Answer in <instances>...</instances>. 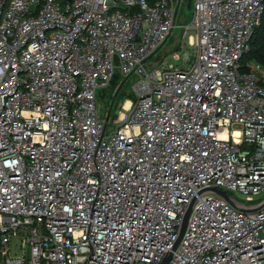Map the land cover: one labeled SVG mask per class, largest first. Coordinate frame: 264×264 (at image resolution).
<instances>
[{
    "label": "built area",
    "instance_id": "2783aa9c",
    "mask_svg": "<svg viewBox=\"0 0 264 264\" xmlns=\"http://www.w3.org/2000/svg\"><path fill=\"white\" fill-rule=\"evenodd\" d=\"M181 1L0 0V264H264V0H194V56L149 71Z\"/></svg>",
    "mask_w": 264,
    "mask_h": 264
},
{
    "label": "rangeland",
    "instance_id": "374dc122",
    "mask_svg": "<svg viewBox=\"0 0 264 264\" xmlns=\"http://www.w3.org/2000/svg\"><path fill=\"white\" fill-rule=\"evenodd\" d=\"M193 12L194 0H182L180 2L176 26L164 46L148 60L146 67L149 71L161 65L165 58L167 62L176 64L177 62L171 56L174 53L180 52L181 55H184L186 65L190 58L194 56V31L187 28V25L192 21ZM149 64H152V66L150 67ZM115 71L117 75L110 85L98 87L96 90L97 102L100 105V116L103 118L111 110L113 111L112 114H115L117 110L121 109L122 105L130 102L129 100L133 102L136 100L134 85L141 80L140 75L133 73L126 79V76L119 72L118 64L115 65ZM115 82H117L116 85H114ZM233 128L240 130L238 125H235ZM227 193L240 202L246 203L240 194L232 191H227Z\"/></svg>",
    "mask_w": 264,
    "mask_h": 264
},
{
    "label": "trees",
    "instance_id": "16d2710c",
    "mask_svg": "<svg viewBox=\"0 0 264 264\" xmlns=\"http://www.w3.org/2000/svg\"><path fill=\"white\" fill-rule=\"evenodd\" d=\"M252 61L258 62L264 66V13L260 25L255 28L254 34L251 38L250 51L244 54L241 58L242 69L244 71L249 70L247 64ZM116 84L117 82L114 83V85Z\"/></svg>",
    "mask_w": 264,
    "mask_h": 264
},
{
    "label": "water",
    "instance_id": "95a60500",
    "mask_svg": "<svg viewBox=\"0 0 264 264\" xmlns=\"http://www.w3.org/2000/svg\"><path fill=\"white\" fill-rule=\"evenodd\" d=\"M207 191H213V192L221 195L222 197H224L226 200L231 202L233 205H235L233 199L226 192L222 191L221 189L210 188V189H207ZM192 206H193V203L190 205L188 211L186 212V214L184 216L182 227H181V230H180V233H179V237H178V240H177V242L175 244L174 249L178 246V244L180 243L181 239L183 238V235H184V232H185V229H186V226H187V222H188L191 210H192ZM170 258H171V253L165 258V260L163 261L162 264H168Z\"/></svg>",
    "mask_w": 264,
    "mask_h": 264
},
{
    "label": "bare ground",
    "instance_id": "6f19581e",
    "mask_svg": "<svg viewBox=\"0 0 264 264\" xmlns=\"http://www.w3.org/2000/svg\"><path fill=\"white\" fill-rule=\"evenodd\" d=\"M129 104H130V103H129V102H127V104H126V105H127V106H129Z\"/></svg>",
    "mask_w": 264,
    "mask_h": 264
},
{
    "label": "crops",
    "instance_id": "0c3cea01",
    "mask_svg": "<svg viewBox=\"0 0 264 264\" xmlns=\"http://www.w3.org/2000/svg\"><path fill=\"white\" fill-rule=\"evenodd\" d=\"M130 103V102H129Z\"/></svg>",
    "mask_w": 264,
    "mask_h": 264
}]
</instances>
